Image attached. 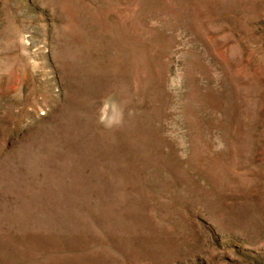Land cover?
Wrapping results in <instances>:
<instances>
[{"label":"rangeland","instance_id":"obj_1","mask_svg":"<svg viewBox=\"0 0 264 264\" xmlns=\"http://www.w3.org/2000/svg\"><path fill=\"white\" fill-rule=\"evenodd\" d=\"M0 264H264V0H0Z\"/></svg>","mask_w":264,"mask_h":264}]
</instances>
